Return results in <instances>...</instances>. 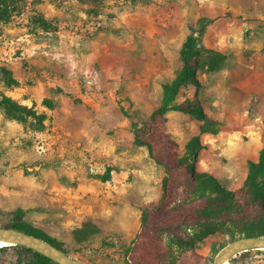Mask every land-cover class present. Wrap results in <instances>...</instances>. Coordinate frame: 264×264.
I'll return each mask as SVG.
<instances>
[{"label":"rangeland","instance_id":"1","mask_svg":"<svg viewBox=\"0 0 264 264\" xmlns=\"http://www.w3.org/2000/svg\"><path fill=\"white\" fill-rule=\"evenodd\" d=\"M19 6L0 24V99L46 120L38 131L0 110V224L22 210L21 221L80 263L125 264L141 207L160 197L165 176L133 143L131 123L156 109L162 85L180 70L182 43L203 23V34H195L200 45L227 60L210 70V55L203 54L176 103L198 102L219 131L200 135L201 122L178 112L166 114V130L181 156L199 137L197 171L228 191L241 188L264 150V0H19ZM90 226L97 231L75 238ZM186 234L195 239L191 250L210 260L230 242L220 233ZM3 260L19 261L12 251ZM236 264H264V251L241 255Z\"/></svg>","mask_w":264,"mask_h":264},{"label":"trees","instance_id":"2","mask_svg":"<svg viewBox=\"0 0 264 264\" xmlns=\"http://www.w3.org/2000/svg\"><path fill=\"white\" fill-rule=\"evenodd\" d=\"M19 10V0H0V24L8 23ZM37 22L42 28L50 29L43 19ZM205 25L190 29L179 51L180 70L170 82L162 85V97L156 109L140 124L131 123L133 143L147 150L148 157L163 168L165 176L161 181L160 197L141 207L140 228L127 249L129 258L125 264H212L213 260L191 250L195 239L186 234L188 230L198 229L203 235L220 233L227 235L230 241L240 237L264 236V150L257 163L249 164L241 188L228 191L211 175L197 171L195 152L200 148L199 137L187 142L185 155L181 156L177 142L166 130V114L178 112L192 115L201 122L200 135H215L219 131L218 123L207 118L198 102L176 103L180 89L194 82L197 60L203 54L210 55V70L219 69L227 60L225 54L211 52L200 45L195 34L201 36ZM4 73L7 75V72ZM7 81L15 84L9 77ZM45 105H48L47 102ZM0 110L6 120L38 131L46 120L45 115L6 96L0 99ZM23 215L22 210H16L12 213V221L0 224V228H12L35 236L67 254L61 244L21 221ZM95 231L97 229L90 226L76 230L74 236L76 239L79 236L83 238ZM165 237L169 245H166ZM173 249H177V255L172 253ZM10 251L19 259L17 264L23 260H28L29 264H55L21 246L0 247V264H7L3 256ZM250 252L230 258L229 264H236L241 255Z\"/></svg>","mask_w":264,"mask_h":264},{"label":"water","instance_id":"3","mask_svg":"<svg viewBox=\"0 0 264 264\" xmlns=\"http://www.w3.org/2000/svg\"><path fill=\"white\" fill-rule=\"evenodd\" d=\"M0 241L8 244L4 247L21 246L32 250L55 264H82L43 240L12 228H0ZM253 250L264 251V236L240 237L230 241L218 251L212 264L228 262L236 255Z\"/></svg>","mask_w":264,"mask_h":264},{"label":"bare ground","instance_id":"4","mask_svg":"<svg viewBox=\"0 0 264 264\" xmlns=\"http://www.w3.org/2000/svg\"><path fill=\"white\" fill-rule=\"evenodd\" d=\"M7 245H8L7 243H5V242H1V241H0V247H4V246H7ZM221 264H229V262L224 261V262H222Z\"/></svg>","mask_w":264,"mask_h":264}]
</instances>
